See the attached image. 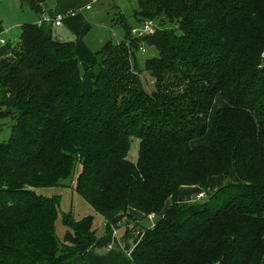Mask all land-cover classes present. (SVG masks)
I'll use <instances>...</instances> for the list:
<instances>
[{"label": "trees", "instance_id": "obj_1", "mask_svg": "<svg viewBox=\"0 0 264 264\" xmlns=\"http://www.w3.org/2000/svg\"><path fill=\"white\" fill-rule=\"evenodd\" d=\"M42 1L20 0L39 22L0 45V115L12 119L0 141V264H72L117 220L139 225L134 213L157 215L136 229L134 264H264V0H136L131 22L116 14L122 38L86 62L88 90ZM146 19L151 31L130 33ZM140 43L156 51L141 67ZM231 171L236 181L178 203L180 185ZM72 177L103 229L62 210L58 238L57 195L37 188Z\"/></svg>", "mask_w": 264, "mask_h": 264}, {"label": "rangeland", "instance_id": "obj_2", "mask_svg": "<svg viewBox=\"0 0 264 264\" xmlns=\"http://www.w3.org/2000/svg\"><path fill=\"white\" fill-rule=\"evenodd\" d=\"M89 4L91 5V10L97 9V11H95L92 15L85 13L82 16V32L76 34V37L74 36V38H72L80 73V87L83 90H88L90 88L89 72L86 68L89 50L92 51L96 49L105 39L109 38L112 41H118L121 39L123 32L119 22L116 19V14L118 13L117 9H121V11L127 17V20L131 21V11L136 7L135 0H100L99 2L95 3L89 2ZM37 18V12H35L34 9H32L27 4L22 5L20 0H0V35H2L6 40L10 41L11 44H15L18 39L17 36L21 23L25 21H33ZM155 52L156 51L152 46H144V51L135 50L134 55L137 65L141 67L143 59L147 56L155 54ZM218 104V99H214L209 111L211 112ZM11 123L12 119L10 116L0 115V141L8 138ZM136 150L137 139H133L130 143L126 156L129 159L134 160L136 157ZM75 169H78L77 164ZM235 178L236 177L233 171L226 177L219 175L212 177L207 188L200 189L204 191L203 197L208 194L211 188H213V185H221ZM73 183L74 181L72 177V181L71 179H65L63 181V186H43L37 188V192L39 193L48 196H52L54 194L57 195L58 213L56 216L55 228L58 238L62 237L65 229L60 219V211L62 210L66 211L69 209L75 218L85 214H91L92 227H95L96 232H100L103 229V217L96 213L90 207V205L79 194H77V192H75L72 187H70L73 186ZM147 215H144V217ZM146 223H148V220L143 219L139 225L133 224V226H131L130 224L128 231L131 230L132 238L134 237L135 229L146 227V225H144ZM116 227L118 236L123 237L126 235L123 233L125 229L123 221H121V223H119Z\"/></svg>", "mask_w": 264, "mask_h": 264}, {"label": "crops", "instance_id": "obj_3", "mask_svg": "<svg viewBox=\"0 0 264 264\" xmlns=\"http://www.w3.org/2000/svg\"><path fill=\"white\" fill-rule=\"evenodd\" d=\"M99 1L100 0H44L41 3L43 10L42 16L48 19H52V17L56 13H60L61 14L60 23L58 25H53L56 36L61 40H72V38H74L76 34L82 32L81 30L83 25V21H81L82 16L85 13H89V15H92L95 11H97V9L91 10V5L89 4V2L95 3ZM85 4H89V6L85 7ZM117 12H121L122 14H124L121 11V9L120 10L117 9ZM33 21L39 22V18ZM20 30H21V25H20ZM20 30L18 32V35L20 33ZM92 51L89 50L88 60L91 57ZM216 99H218L219 104L222 103V100L220 98H216ZM214 109L215 108H213V110ZM213 110L211 112L210 111L208 112V123L211 120ZM204 142H206V135L200 136L192 140V143H204ZM236 180L237 177L235 179H232L231 181H236ZM208 183H206L204 187H199L195 184L180 185L177 191L178 203L186 204L188 202H191L192 200H194L195 194L197 192L202 191L204 193V191L200 189L207 188ZM217 186H218L217 184L213 185V188H211L209 192H211ZM197 199H201V197ZM169 202H170V198L167 197L164 201L162 210L169 204ZM162 210L158 213V215L161 214ZM134 215L136 217L135 221H137L138 223H140L141 220L143 219H147L148 223L144 224L146 226H150L154 221V219L157 217L156 214L155 215L150 214V216L147 215L146 217L140 216L137 213H134ZM132 223H133L132 220L130 222L125 221L124 225L128 224V226H130L131 224V226H133ZM99 236H103L102 239H100L98 243H96L95 245L88 248V250L84 253L82 257L81 256L74 257L72 260V264H134L130 259L128 252L134 243L135 232L133 238H132L131 230L127 231L126 235L123 237L118 236L116 230L115 233L111 231L108 233L106 232V234L100 232ZM106 243H109L110 247H107Z\"/></svg>", "mask_w": 264, "mask_h": 264}, {"label": "built area", "instance_id": "obj_4", "mask_svg": "<svg viewBox=\"0 0 264 264\" xmlns=\"http://www.w3.org/2000/svg\"><path fill=\"white\" fill-rule=\"evenodd\" d=\"M88 6H89L88 4H85V7H88ZM46 19H48V18H46ZM51 20L53 21L54 25H58L60 23V20H61V14L60 13H56L52 17ZM152 26H153L152 19H146V20L141 21L137 25L132 26L131 29H130V33L135 34V35H140V34H143V33H146V32L151 31L152 30ZM7 41L8 40H6L2 35H0V45L5 44ZM137 48L140 51H144V45L142 43H140ZM262 56H264V54H262ZM203 195H204V193L202 191H199V192H197L195 194V198H200ZM148 216H150V215H148ZM119 223H121V220H117L114 224H112L111 227H110V229H111L110 231L113 232V233H115L116 226ZM136 232L137 231L135 230V233ZM106 246L107 247H110V244L109 243H106Z\"/></svg>", "mask_w": 264, "mask_h": 264}]
</instances>
